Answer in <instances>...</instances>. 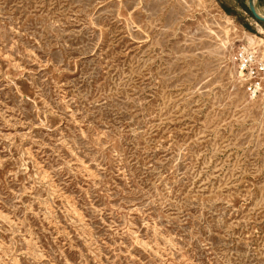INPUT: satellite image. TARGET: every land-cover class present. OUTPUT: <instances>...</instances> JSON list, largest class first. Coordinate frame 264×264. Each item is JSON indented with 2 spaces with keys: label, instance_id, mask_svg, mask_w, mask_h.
<instances>
[{
  "label": "rangeland",
  "instance_id": "rangeland-1",
  "mask_svg": "<svg viewBox=\"0 0 264 264\" xmlns=\"http://www.w3.org/2000/svg\"><path fill=\"white\" fill-rule=\"evenodd\" d=\"M246 7L0 0V264H264Z\"/></svg>",
  "mask_w": 264,
  "mask_h": 264
},
{
  "label": "built area",
  "instance_id": "built-area-1",
  "mask_svg": "<svg viewBox=\"0 0 264 264\" xmlns=\"http://www.w3.org/2000/svg\"><path fill=\"white\" fill-rule=\"evenodd\" d=\"M232 60L237 71L246 78L247 92L255 96L264 82V46L242 41L234 49Z\"/></svg>",
  "mask_w": 264,
  "mask_h": 264
},
{
  "label": "water",
  "instance_id": "water-1",
  "mask_svg": "<svg viewBox=\"0 0 264 264\" xmlns=\"http://www.w3.org/2000/svg\"><path fill=\"white\" fill-rule=\"evenodd\" d=\"M257 0H247V8L251 13L252 17L258 21L264 22V14L260 13L256 6Z\"/></svg>",
  "mask_w": 264,
  "mask_h": 264
},
{
  "label": "trees",
  "instance_id": "trees-1",
  "mask_svg": "<svg viewBox=\"0 0 264 264\" xmlns=\"http://www.w3.org/2000/svg\"><path fill=\"white\" fill-rule=\"evenodd\" d=\"M246 10L249 12V10H248L247 7H246ZM225 11H226V9H225ZM227 12H228V11H227ZM249 14H250V16H252L250 12H249ZM257 21H258V20H257ZM258 22L264 25V22H262V21H258Z\"/></svg>",
  "mask_w": 264,
  "mask_h": 264
},
{
  "label": "bare ground",
  "instance_id": "bare-ground-1",
  "mask_svg": "<svg viewBox=\"0 0 264 264\" xmlns=\"http://www.w3.org/2000/svg\"><path fill=\"white\" fill-rule=\"evenodd\" d=\"M244 34H246V35H248L250 38H253V37H255V36H253V35H251V34H248V33H244ZM256 38V37H255ZM255 41V40H254ZM264 43V42H263Z\"/></svg>",
  "mask_w": 264,
  "mask_h": 264
}]
</instances>
